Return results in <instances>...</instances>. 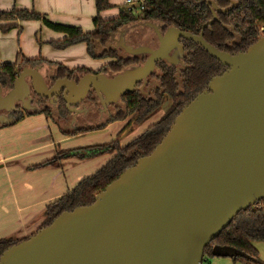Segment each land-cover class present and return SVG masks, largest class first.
<instances>
[{
	"label": "water",
	"instance_id": "obj_1",
	"mask_svg": "<svg viewBox=\"0 0 264 264\" xmlns=\"http://www.w3.org/2000/svg\"><path fill=\"white\" fill-rule=\"evenodd\" d=\"M229 8L208 1L213 19L199 34L175 26L164 32L153 22L158 46H119L143 64L110 77L89 72L46 82L39 67L25 66L4 93L0 110L24 109L31 93H63L70 111L93 90L104 109L146 82L161 60L178 63L182 39L202 46L225 69L183 106L154 150L138 159L96 194L93 203L58 215L50 225L6 249L0 264H202L207 246L243 210L264 200V36L245 51L229 52L204 38L205 28ZM28 105H27V104ZM12 119L0 115L1 124ZM213 256L255 260L230 245H215Z\"/></svg>",
	"mask_w": 264,
	"mask_h": 264
},
{
	"label": "trees",
	"instance_id": "obj_2",
	"mask_svg": "<svg viewBox=\"0 0 264 264\" xmlns=\"http://www.w3.org/2000/svg\"><path fill=\"white\" fill-rule=\"evenodd\" d=\"M208 1L214 2L220 8H229L232 5L230 0H146L143 9L137 6L132 9L121 6L117 16L104 18L100 13L111 8L112 5L109 0H95L97 14L93 17L94 30L92 31H86L80 26L51 21L45 14L35 10L13 7L10 10H0V22H2L0 30L4 33L12 29L21 30L22 22L39 21L44 26L65 35L63 39L50 41L53 47L65 49L85 43L91 57L112 59L99 71H110L115 74L130 66L143 64L147 57V54L132 56L126 52L125 57L119 54V49L122 47L114 45L115 35L119 31H125L134 23L153 22L158 24L163 32L175 26L181 30L199 34L203 25L213 19ZM235 1L238 3L237 7L226 13H218V19L205 28L204 38L221 50L237 53L245 51L264 36V0ZM154 35L157 38L156 33ZM181 42L185 52L178 63L168 60L159 61L146 82L138 84L133 92L125 94L120 100V105L113 104L115 112L111 113L108 110V115L100 125L68 132L70 135H76L103 129L110 123L122 121L132 115L116 138L106 143L57 151L52 159L34 167L61 166L62 161L68 158L87 159L113 154L111 159L95 173L81 179L75 187L46 206L45 219L40 228L50 225L64 211L93 203L96 194L116 180L128 167L135 165L138 159L154 150L169 131L183 106L206 89L212 77L225 69L202 46L186 39H182ZM43 61L46 60L41 57L27 58L20 51L15 62L0 64V87L8 92L23 67H36ZM49 63L53 62L49 61ZM58 65L60 76L67 73L81 75L94 72L85 67L69 69L62 64ZM166 103H168L167 110L161 118L126 144H121L120 138L127 129L134 130L135 128L132 127L141 126L161 111ZM31 113H44L50 116L51 110H25L13 118L9 124H1V126L15 124ZM28 237L0 239V257L6 249ZM257 241H264V200L241 211L233 219L230 225L207 246L202 264H210V257L213 256L212 248L217 244L233 246L255 259L232 258L236 262L264 264L258 255L255 245Z\"/></svg>",
	"mask_w": 264,
	"mask_h": 264
},
{
	"label": "crops",
	"instance_id": "obj_3",
	"mask_svg": "<svg viewBox=\"0 0 264 264\" xmlns=\"http://www.w3.org/2000/svg\"><path fill=\"white\" fill-rule=\"evenodd\" d=\"M109 1L111 4L119 3L120 8L125 6L126 0ZM13 7L35 10L45 14L51 21L80 26L86 31L94 30L93 17L97 14L95 0H0V10H10ZM109 9L102 11L100 15L112 18L119 14V9ZM24 23L30 25L29 21L22 22ZM46 29L42 27L43 43L47 46H42V55L39 56L46 61L62 64L69 69L85 67L95 72L112 60L91 57L85 43L56 49L50 41L63 39L65 35L50 28ZM13 30L6 33L0 30V64L15 62L19 54L20 48L14 42ZM153 38L156 39L155 36ZM7 42L9 45L4 48ZM45 53L47 56L43 57ZM24 56L29 58L25 54ZM57 70H46L41 73L46 76ZM121 122L116 121L103 129L95 130L103 132L106 136L99 138L98 144L116 138L124 127L120 126ZM115 124L119 127L115 128L113 126ZM110 125L113 126L112 130L106 131ZM59 126L62 129L55 130V124L50 122L44 113H31L21 121L8 126H1L0 123V239L24 238L36 232L45 219L48 204L75 187L84 177L95 173L113 156L104 154L87 159L68 158L62 161L61 166L47 165L34 168L37 164L52 159L57 151L84 146L74 139L86 138L85 135L82 133L70 135L68 132L71 130L64 129L60 123ZM226 259L228 260H217L216 263L231 264L233 261Z\"/></svg>",
	"mask_w": 264,
	"mask_h": 264
},
{
	"label": "rangeland",
	"instance_id": "obj_4",
	"mask_svg": "<svg viewBox=\"0 0 264 264\" xmlns=\"http://www.w3.org/2000/svg\"><path fill=\"white\" fill-rule=\"evenodd\" d=\"M126 1H125V3H126ZM134 1H136L138 4V0H134ZM111 5H112V7L109 10H111V9L118 10L119 9V6H118L119 3L111 4ZM29 22H30L29 23L30 25H25V23L22 24L23 28L21 30L20 29H14V30L12 29L14 31V34H15L14 35L15 36L14 42L20 48L18 52H20V51L23 52L29 58H37L40 55H42V51H43L41 49L42 46H47L46 43H43V41H44L43 40L44 39L43 32L44 31L42 30V27L45 29L47 27L44 26L42 23L35 21V20L29 21ZM46 30H48V28ZM154 33L155 32H154L153 28L148 26L147 22L146 23H134V24L128 26L125 29V31H123V32L119 31L115 35L116 41L114 42V45H115V47H119L120 38L123 36L124 38H126V43L129 45H132L134 47L149 46L152 48H156L158 46V39L153 38L155 36ZM120 34H121V36H120ZM7 41H9V40H7ZM7 44L9 45V43L7 42V43H5V45L3 47L6 48ZM119 50H120L119 54L124 55V57H125L126 51L123 48L119 49ZM28 53H32L33 55H29ZM46 56H47V53L43 54V57H46ZM42 63L43 64H39L38 66H36V67H39L40 72H43L46 70L53 71V70H57L59 68V65L54 63V62L49 63V61H43ZM168 103L165 104V106L163 107V109L161 111H159L155 116H153L151 119H149L147 122H145L141 126L132 127L133 129L135 128L134 130L127 129L123 133L122 137L120 138L121 144L122 145L126 144L127 141L132 139L135 135L138 136L145 129H147L149 124H153L159 118H161V116L167 110ZM90 104H91L90 112L89 113L84 112V113L79 114L77 120L75 121V125L77 128L82 127V126H87L89 124H91L93 126L100 125V123L103 122L105 120L106 116L108 115L107 114L108 112L107 113L104 112L105 111V110H103L104 107L102 104L100 105L99 102L98 103H90ZM116 104L120 105L121 104L120 100ZM50 110H51V115L50 116L46 115V114L45 115L47 116L48 119H50V122H53L55 124V130L59 131L60 129H62V127L59 126V123L61 124V126L64 127V129H68L71 131H72V129H74V128L70 127V125H69V122L71 120V116L69 113L62 111V110H60L59 113L56 112L55 110H52V109H50ZM108 110L111 113L115 112L113 106L108 107ZM63 112H65V113H63ZM59 115H62L61 118L59 117ZM131 117H132V115H129L124 120H122V122L120 123V126L125 127L128 124ZM85 118L87 119V124L85 123ZM72 121H74V120H72ZM113 126L115 128L119 127L116 124ZM113 126L110 125V127L108 129H106V131H111ZM82 134L85 135L86 138L80 137L79 139H74V140L79 142L80 144H83L84 146L94 144L97 141H99V138L106 137L105 135H103L104 134L103 132L95 131V130L87 131V132H84ZM97 144H98V142H97ZM256 245L258 248V255L264 261V241H257ZM226 258H229V260H233L230 257H219V256L213 257L212 256V257H210V262H211V264H221V263H216V261L217 260H228ZM234 262H236V261H234V260L231 261V264H234ZM240 263L245 264L241 261H237L235 264H240Z\"/></svg>",
	"mask_w": 264,
	"mask_h": 264
},
{
	"label": "flooded vegetation",
	"instance_id": "obj_5",
	"mask_svg": "<svg viewBox=\"0 0 264 264\" xmlns=\"http://www.w3.org/2000/svg\"><path fill=\"white\" fill-rule=\"evenodd\" d=\"M98 72H104V73L108 74L110 77H113L115 74H117V73L113 74L110 71L109 72L108 71H98ZM98 72H95V73H98ZM84 74L74 75V74H68L67 73V74H63V76H60V72H59V70H57L53 74L46 75L45 79H46L47 84L49 86H52L54 84L56 78L69 75L70 78L79 79ZM4 93H7L5 89H4ZM31 97H32V100L30 101L29 104L34 109H52L58 113L60 112V110H62V111L69 113L71 116V120L69 122V125H70V127L74 128L76 130L81 129V128L94 127L93 125L89 124L87 126H82V127L77 128L75 125V121L77 120L79 114L84 113V112H87V113L90 112V107H91L90 103H98L99 102L101 105V102H100L98 95L93 90H90L87 97L82 102H80L79 104L76 105V108L84 110L83 112H79V113H74L68 109L67 104L64 100L63 93H61L60 95L53 96L52 98H44V97L38 96L34 93H31ZM24 105H25V103H23V102H17L15 105V108H13L12 110H0V115H4L9 119H13L17 115H19L20 113H22L26 110V109H24ZM110 106H113V105H108L106 109H103V110H105L104 112L107 113L108 107H110ZM65 112H63V113H65ZM61 116L62 115H59L60 118H61ZM72 120H74V121H72ZM85 123L87 124L86 118H85Z\"/></svg>",
	"mask_w": 264,
	"mask_h": 264
},
{
	"label": "built area",
	"instance_id": "obj_6",
	"mask_svg": "<svg viewBox=\"0 0 264 264\" xmlns=\"http://www.w3.org/2000/svg\"><path fill=\"white\" fill-rule=\"evenodd\" d=\"M145 1L146 0H138V4L134 0H127L125 5L128 9H132L135 6H137L139 9H143L145 7Z\"/></svg>",
	"mask_w": 264,
	"mask_h": 264
}]
</instances>
